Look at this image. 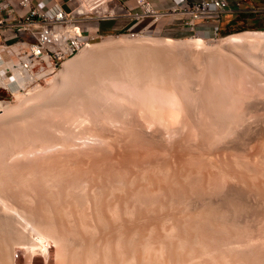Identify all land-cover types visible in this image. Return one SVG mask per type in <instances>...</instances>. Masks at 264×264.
Masks as SVG:
<instances>
[{"label":"rangeland","instance_id":"374dc122","mask_svg":"<svg viewBox=\"0 0 264 264\" xmlns=\"http://www.w3.org/2000/svg\"><path fill=\"white\" fill-rule=\"evenodd\" d=\"M75 4L76 2L74 3V5ZM93 13V10L88 12V14ZM97 14L102 15L103 12L99 11L97 12ZM117 14H120V11H117L116 15ZM92 20L93 19H86L85 21L80 22V28H82L84 32H88V34H91L92 38H88L87 44L81 47L78 51L63 59L61 63L54 69V71H52L48 75L41 78L37 77L32 81H25L22 85L17 80H15L9 72H2V76L5 80H7L8 84L7 86L0 85V103H2V105H0V214L2 212L3 215L6 214V216H3L1 214L2 216L0 217H4L7 220L6 222H8V224H6L7 226H10L11 233H13L14 229V232L16 231L15 236H17V233H20V236H18V239H16L14 238V233L11 235L9 231H7V233L4 229V231H1L0 233V237L2 236L0 240H2L3 238H6V240L9 239L8 241L11 249L10 251L13 254L12 263L59 264V261H57L58 258L54 253L55 249L53 245H50L48 256L44 258L39 254L29 256V250L27 249V247H31V244H26L31 241L36 244L37 240L31 233L36 232L34 227L38 226L39 221L37 220H41L45 209L48 208L46 210L47 212L51 210L50 207H52L53 205L51 203V206L49 202H53L56 200L58 202L60 199V202H63L64 204V200L67 198L68 200L66 199L65 203H67V201H70V203H74L73 198L75 196L77 198L84 197L85 200L91 198V196L95 194L100 199V201L98 199V203L100 204V206L103 205L102 208H104L105 201L109 200H115L114 202H117L118 207H121L124 205V202L129 200L128 198H126V195L128 196L129 194L127 192L129 191L131 193L133 192V190L136 191V189L132 188L138 186L137 183H133L136 181H132V185L131 183H129V181L127 184H125V182H127L126 180L129 178V180H131L133 175L135 176L137 173H140L144 169V167L146 170L149 169L147 171H150L153 165L161 169V172L163 173H161L162 177H165V180L162 179L163 182L161 180V182L155 184L156 182L150 181L151 177L153 176L152 172H150L147 175V177H149L150 183L147 182L148 184L146 183V186L143 187L144 193H146L145 195L149 197L151 196V194L149 195V193H153L154 191V196H157L156 198L154 197V202H152L154 204L156 203L155 205L152 204L154 209L156 208L157 210L155 213H157L159 217L161 215L163 217H165V215H172L170 216L171 221H169L168 224L173 223L172 225L175 226L176 224L182 223L183 226L186 225L184 227V229H187L186 232H183L184 229L178 230V228L182 226L181 224H179L180 226L176 225L177 227H179H176L174 232V235L175 233L177 234L179 232L177 235H173L172 239L170 238L171 240H168L167 238L163 239L162 234H159L162 232L160 231V228L158 226L159 222H157L158 224H155L156 221H151V218L153 217L149 216L150 214H146V218L150 220L149 222H151L148 223V220L139 213V209L141 210L144 209L145 206L147 207V203L144 204L141 202H137L138 205L137 203L135 204V206L133 207L135 208L134 212H132V216L129 218H126L125 214L121 213L122 207H119L118 210L120 211L117 212H120V214L122 215L120 216L119 214H117V217H120L115 222L119 224L120 221L124 219L123 223L127 222L124 223L127 225L131 219V226L135 227L133 229L139 228V230L136 229L137 231L134 230L135 232H133L135 233V237L133 236V239L136 243L143 240L140 237H145V231L146 235L148 234V230H146L147 228L142 227L145 222L143 220H146L147 225L155 224V227H153V230H151V232L149 233L152 234L148 235L149 239L152 240L150 242L155 245L160 241V239L163 240L162 244L168 243L164 245L165 247H163V249H165V251L167 250L168 252H165L164 250L162 252L167 257L163 254L162 259L164 261L161 259L162 262H165V264H168V262L166 261H169L168 259L172 257L170 256L169 252L174 251L173 248H175L174 245H176L174 242L176 240L180 242L184 241L185 243L183 244V252H181V249L179 250L182 253H179V255L181 254L183 256H180V260L181 258L183 259L180 262L179 256L177 255L179 260V262H177L176 257L177 263H185L187 259L186 254H188L189 251H191V254H193L191 255V257L193 256L195 264H197L198 261V264L208 263L209 260H206L207 257H204L202 253L199 254V250L197 248L198 245H196L195 247L193 246L194 249L191 248L189 242L191 241V239L189 238V234L194 235L192 236V239L196 237L198 243L201 242L206 243V245L208 244V248L210 247L209 249L213 250V252L211 253L213 258L214 256L216 258L220 257L219 254L223 253L224 249L221 250L222 247L218 245V240H216V237L215 239H213V234L209 233V231L212 232V229H209V231L207 229V227L210 226V224L208 225V223H210L212 220L210 219V221L207 222V220L205 219V222H207L205 223L201 221L203 220V217L199 215L200 217L198 216L196 219V223L199 224L198 227L197 224L193 221V214L198 213V211L201 212L205 205L207 207L212 206V208L217 204L221 205L223 203L224 205H226V208L224 206L225 209L222 205V208L219 206L216 207L217 209L219 208V211L227 210V213L229 215L234 216L228 218V221L231 219V222H225L228 223L227 225L224 224V226H227H225L226 228L231 227V230H229V234L232 232L234 233L238 229L236 225L232 227L233 223L237 224L239 222L238 224H241V227H244L246 225L247 228L244 227V230L242 228L243 232L246 231L245 234L250 235L253 232V234H255L254 236H256L257 234H260V236L264 235V233H262L264 232V156H262L264 155V43L254 42L246 43L240 46H233L228 44L225 45L223 44V42H221L223 37L230 34L240 31H254L257 29L250 27L251 23H246L243 27H232L231 29L226 30L224 33L217 32L216 34H210L203 32H194L189 29L183 28L180 26V19H168L167 23L164 24L165 18H159L156 20L159 21L156 27L155 25H153L151 28H142L139 26L132 27L131 30L135 34L129 35L126 33V25L117 29H106L101 31H92V29H86V26H90L93 23ZM262 23L264 24V21H262L261 24ZM163 24L169 26L170 29H165L164 26L161 27V25ZM84 37L85 36H83L82 38ZM119 38L125 40L127 39L128 42L130 41L135 43V41H137L136 44H138V46H143V43H141L139 40H143L145 42V46L147 45V43L148 45H150L152 43L151 41L155 40L164 42L165 40H167V38L172 39V41L174 40L175 42H180L181 40H187L190 38H201L204 41L201 45L195 47H186L185 50L179 55H176L170 50H167L168 52H170L165 57L164 61L165 64L168 63L167 65H165L164 62L162 65L161 61V64H159L158 62L157 65L156 63H154V65L149 64L150 66L152 65L151 68L148 64L145 66H140L136 68V70H144L142 74V70L134 73L136 76L140 74L136 80L128 78L130 76L124 74L123 70L121 71V69H123V66L121 65L123 64L118 66L117 63L116 66L118 68H116L115 66L116 70L115 68H113L114 66L112 64H109L111 65V72L112 69L114 70L113 72H115L113 74V78H110L112 77L111 72L105 74L103 73V71H98L97 74L94 75V78H97L98 81L100 80L103 83L104 87L107 86L108 88L110 83H115V81L119 82H117L118 92L116 91V88H114L115 93L113 92V96H116V98H113L116 100L112 98V101H114L113 103L111 99L110 101L106 102H102L100 100L101 95L104 93V87L102 89L103 91L99 89L97 90L100 91V94H98L99 92H97L98 95H96V90L92 92L90 88V91H88L90 94L86 93L85 95V92L87 91H85L84 89V92L81 91L82 89L76 90L75 86L73 85V88H71L72 86L70 87L69 85L70 88L68 87L67 89L66 85L62 84L64 82L60 77H54L60 70L63 69L67 60L77 57L79 56V54L85 53V51L90 50L92 47L93 48L90 51L92 52V57H102V52L108 50L109 47V50H115L116 47H118L116 48L118 51L123 50L121 49L123 47H121V45H119V42H117ZM163 39L164 41H162ZM11 41H13V39H11ZM114 41H116L118 44ZM113 42L116 44H114ZM8 43L11 45L12 42L10 43L9 40ZM105 43H110V46L106 47ZM1 44L3 43L0 40V45ZM111 46L113 47L111 48ZM88 47H90V49ZM15 50V46L5 47L3 49L0 48V69L1 67H3L5 61H12V63H14L13 61H15L16 58L13 51ZM134 52L136 54H133ZM131 53L137 57L143 56V54L147 55L148 53L154 54L152 53V51H144L143 53L141 51L135 50H133ZM252 54H254L255 56ZM251 55L252 57H250ZM97 57H93L95 58L94 62H92L93 58L90 59V61L94 63H89L91 66H101L106 64L104 63L106 60L105 58L103 60L102 57V59L99 60V57ZM149 57H151V55H149L148 58ZM149 59L151 60L152 58ZM166 59L168 60V62L166 61ZM101 61L104 64L98 63ZM155 65L158 67H153ZM146 66L148 68H146ZM146 69L147 73L149 72V74L144 73L146 72ZM151 69H153L155 72L153 70L150 71ZM117 71L118 73H116ZM159 72L162 76L156 75H160ZM15 74H18L17 71L15 72ZM144 74L146 76H144ZM141 77L144 79H142ZM170 77L172 80L169 79ZM129 79H131V81ZM165 80L166 82L163 83ZM124 83L127 86H125ZM132 83H134L133 85L135 86H133ZM129 84L132 87H130ZM61 86L63 88H66V92L64 89H62ZM72 89H75L76 91L72 92ZM57 91H59V93H57ZM67 92L69 94H67ZM91 93L93 95H91ZM115 94H117L118 96ZM57 99L62 101L58 102ZM72 102H75L76 104L78 103L77 105L74 104L75 106H77L75 107L76 109H74V106L71 107V105H68ZM93 102H96V104H94ZM80 103L84 104H81V110L77 111ZM110 103L112 106L110 105ZM170 111L174 112L171 116L175 114V117H173V119L171 118V116L168 118V115H165ZM123 114H125L126 116ZM244 136L247 138H245ZM242 137L244 138V140L242 139L243 141L240 140ZM238 139L240 142L236 141ZM245 140L246 142H244ZM246 159L249 161H247ZM139 168H141L142 170ZM52 174H54L55 176ZM113 177L116 181L113 179ZM174 180L175 183H177V186L175 184L173 186ZM189 180L191 182H189ZM145 182L146 181H144L143 184H145ZM72 184H75V186ZM128 184L131 186H129ZM127 185L130 188L127 187ZM159 185L160 187L162 186V188H160ZM167 185H169L168 187L171 189H169ZM111 186L119 188L120 193L123 192V196H125L126 201L122 199L123 196L120 197V199L117 197L115 199L114 196L117 195L114 194L119 193L118 189H116L118 193L114 191L115 193H113V196L111 195L109 198L107 192H109ZM172 186L174 187L173 189ZM108 187L109 189L107 191ZM146 189L148 190V192ZM66 190H68L67 193L65 192L66 194H68V196H66L65 199L63 197L64 200L62 198H59V196L61 197L65 195L64 191ZM233 190L234 192H232ZM256 190L258 191L257 193ZM124 191H126V193ZM68 192H73L72 194H74V196L71 193L69 195ZM105 192L107 195L104 194ZM260 192L263 196L258 195L261 194ZM62 193H64V195H62ZM91 193L93 194L91 195ZM100 193L101 195H105L106 197H108V199L105 196L104 197L106 198V200L103 199L104 197L101 196ZM120 193L118 194V197L122 194ZM141 193L144 194L143 192ZM77 195L81 197H78ZM233 196L236 199L237 197H239L240 200L238 198V202L234 201L235 198ZM69 197H71L73 201L71 200V198L69 200ZM117 199H119L120 201H117ZM218 199H222L223 202L221 201L222 203L220 204V200L217 201ZM111 201H109L110 204ZM225 201L231 204L228 203L227 206ZM45 202H47V204ZM109 202H107L105 205L109 204ZM130 202L131 203L128 204L126 203L128 207L134 204L132 200ZM160 202L163 203L165 207ZM233 202L238 203V205H232ZM44 203L46 204V206ZM182 204L184 206H182ZM48 205H50V207ZM160 205L162 206L159 207ZM187 207L189 210H187ZM228 207H230L229 209L231 210H229ZM13 209L14 211H12ZM15 210L17 212H15ZM18 210L22 211V214H20L21 212H19ZM38 210H40V212L42 211L43 213H39ZM7 211L8 213H6ZM187 214H190V217ZM14 215L17 216L15 217ZM38 215H40L41 217H37ZM122 216L123 218L121 219ZM198 218H200L201 220H199ZM30 219L32 221L34 220V223L30 221ZM127 219H129V221H126ZM22 220L27 222H21ZM88 220L89 219H87L85 222L89 223L92 221L89 220L88 222ZM198 220L199 222H201L199 223ZM236 220L238 222H236ZM191 222L195 223L196 226ZM204 223L208 226H206ZM194 226L198 230L195 229ZM188 227H194L193 229L195 230H191ZM210 227H212V224ZM241 227L239 228L240 230ZM155 228L159 231H157ZM226 228L224 229L225 231L229 229L228 228L226 230ZM234 228H236L235 231ZM97 230L98 235H100L101 233L99 234V229ZM188 230H190L191 232L193 231V233ZM237 231V233L235 232V235H238L239 230ZM21 233L24 235H22ZM239 234L241 235V233ZM158 235H161V237H159ZM11 236L13 237L11 238ZM22 236L26 238V242L24 241V239H22ZM96 236H94V240H96ZM202 236H207L208 242H206V240H204L205 238H203ZM19 237H21L22 241L19 240ZM32 237H34L33 240ZM29 238H31V240H29ZM124 238V236H122V238L120 237V241L122 239V242L119 241V244H122L120 245L121 247L124 245ZM13 239H15V241H13ZM16 240L19 241L17 242ZM167 240L170 242L174 241L172 247V242H167ZM213 240L214 242L215 240L217 241L216 245L214 246L213 244L209 243ZM177 241L176 243H178ZM186 243H189V245H187ZM37 244L36 246L39 247ZM138 244L139 243L135 245L134 243L133 245L137 246ZM169 244L170 246H167ZM170 248H172V250ZM195 249L197 250V253L199 255L195 252ZM218 249L219 252L221 251L222 253H219L217 251ZM122 250L125 251L124 246ZM192 250L194 252H192ZM123 253L126 254L127 252ZM174 253L175 251L172 253V255ZM183 254L185 255V257ZM240 254L236 256V253L234 254L228 252V256L226 257H228V261L230 257L229 263L231 262V260L233 261L231 263H235V260L236 262H239L238 260H240V262L243 261L242 264H249L250 261H248V259H245L248 257ZM201 255L204 258H200L199 256ZM174 256L176 255H173V257ZM173 259L170 260V263L176 264L175 260ZM152 260L153 259H151V261ZM152 262L151 264H161V261H158L157 263ZM96 263L99 264L100 261L98 260L96 261ZM148 263H150V261Z\"/></svg>","mask_w":264,"mask_h":264},{"label":"bare ground","instance_id":"6f19581e","mask_svg":"<svg viewBox=\"0 0 264 264\" xmlns=\"http://www.w3.org/2000/svg\"><path fill=\"white\" fill-rule=\"evenodd\" d=\"M123 38V37H122ZM108 40V39H107ZM115 40V39H114ZM111 41V40H110ZM134 41V40H133ZM141 43H143V46L141 45V46H138V44H136L137 43V41H135V43L134 42H128V40L126 39H118L117 40V42H119V45H121V47H123V48H121V49H123V50H121V51H118L116 48H118V47H116L115 48V50H113V49H111V50H109L110 49V43H105V46L106 47H109L108 48V50H105V52H102V57H103V60H104V58L106 59L105 60V62L104 63H106L105 65H101V66H91L89 63H91V64H94V63H92V62H94L95 61V58H93V57H97V56H93L92 57V52H90L91 51V49L93 48H91L90 49V47H91V45H90V47H88L90 50H87V51H85V53H83V54H79V56H77V57H74V58H72V59H70V60H67L66 62H65V65H64V67H63V69L62 70H60L57 74H56V76H54V77H60L62 80H63V82L64 83H62V84H65L66 85V88L68 89V87H69V85H70V87L73 85V86H75V88H76V90H79V89H82L81 91H83V89L85 90V91H87V92H85V95H86V93H89L88 91H90L89 90V88L92 90V92L94 91V90H96V95H98V94H100V91H97L98 89L99 90H101V91H103L102 89H103V87H104V85H103V83L99 80L98 81V79L97 78H94V75H96L97 74V72L99 71V72H101V71H103V73H107L108 74V72H111V65H109V64H112L114 67L113 68H115V66L117 65V63H118V66L119 65H121V64H123V65H121V66H123V69H121V71L123 70V72H124V74H126V75H128V76H130V77H128V78H132V80H136L138 77H139V75L138 76H136L134 73H136L137 71H140V70H142V72H141V74L143 73V70L144 69H139V70H136V68H138V67H140V66H145V65H149V64H152V65H154V63H156V65L159 63V64H161V61H162V65H163V62L165 61V57L170 53V52H168L167 50H170L171 52H173L174 54H176V55H179L180 53H182L184 50H185V48L186 47H189V46H191V47H195V46H198V45H201L202 43H203V41L204 40H202L201 38H193V39H187V40H181L180 42H175L174 40L172 41V39H169V38H167V40H165L164 41V39L162 40V41H164V42H159V41H151L152 43L150 44V45H148V43H147V45L145 46L144 45V41L143 40H139ZM143 41V42H142ZM146 41V40H145ZM107 42V41H106ZM109 42V41H108ZM114 42H116V41H114ZM113 42V43H114ZM116 42V43H117ZM149 42V41H148ZM175 42V43H174ZM221 42H223V44H228V45H233V46H237V45H243V44H246V43H254V42H261V43H264V31L263 30H254V31H240V32H237V33H233V34H230V35H228V36H225V37H223V39H222V41ZM102 43H104V42H102ZM116 43H114V44H116ZM139 43V42H138ZM111 44H112V42H111ZM118 44V43H117ZM161 45V46H160ZM88 46H89V44H88ZM96 46V45H95ZM116 46V45H115ZM113 46H111V48H112ZM200 47H202V46H200ZM0 48H2L3 49V47H1L0 46ZM87 48V49H88ZM101 48V47H100ZM99 48V49H100ZM133 48H135V49H133ZM252 48V47H251ZM189 49V48H188ZM85 50V49H84ZM94 50H95V48H94ZM98 50V49H97ZM133 50H135V51H141V52H143L144 53V51H152V53H154V54H151V53H148L149 55H151V57H149V58H152L151 60L148 58V54L147 55H144L143 54V56H134L133 54H136L135 52L132 54L131 52L133 51ZM144 50V51H143ZM187 50V49H186ZM192 50V49H191ZM252 50V49H251ZM99 51V50H98ZM188 51H190V50H188ZM84 52V51H83ZM101 52V51H100ZM99 52V53H100ZM2 53V52H1ZM81 53V52H80ZM249 53H251V52H249ZM248 54V53H247ZM1 55V54H0ZM3 55V54H2ZM97 55V54H96ZM100 55V54H99ZM176 55H175V57H176ZM252 55H254V54H252ZM252 55L250 56V57H252ZM182 56H183V54H182ZM255 56V55H254ZM99 57V56H98ZM97 57V58H98ZM101 57V56H100ZM99 57V60H101L102 59V57L100 58ZM169 57V56H168ZM173 57V56H172ZM181 57V56H180ZM91 58H93L92 59V62L90 61V59ZM181 59V58H180ZM96 60H98V59H96ZM178 60H179V58H178ZM182 60V59H181ZM90 61V62H89ZM166 61L168 62V60L166 59ZM173 61V60H172ZM158 62V63H157ZM166 62V63H167ZM177 62V61H176ZM183 62V61H182ZM98 63H102V61L101 62H98ZM104 63H102V64H104ZM164 64H165V62H164ZM168 64V63H167ZM167 64H165V65H167ZM151 65V66H152ZM153 66V67H158V66ZM120 66V67H121ZM151 66L149 65V67L151 68ZM161 66V65H160ZM152 67V68H153ZM163 67V66H162ZM165 67H167V66H165ZM185 67V66H184ZM116 68H118L117 66H116ZM116 68H115V70H116ZM144 68V67H143ZM146 68H148L147 66H146ZM161 68V67H160ZM5 69H8L9 70V72H10V74L14 77V79L15 80H17L20 84H22L23 85V83L25 82V81H28L29 80V77L27 76V75H25V74H22L16 67H14L13 66V63H12V61L11 62H6L5 61V63H4V65H3V67H1V69H0V85H3V86H7V84H8V82H7V80H5L4 79V77L2 76V72L5 70ZM180 69V68H179ZM153 69H151L150 71H152ZM175 70H176V68H175ZM17 71V73L18 74H15V72ZM114 70L112 69V72H111V75H112V77H110V78H113L114 76H113V74L115 73V72H113ZM120 71V70H119ZM154 71V70H153ZM159 71V70H158ZM162 71V70H161ZM123 72H120V73H123ZM155 72V71H154ZM169 72V71H168ZM185 72V71H184ZM116 73H118V71L116 72ZM144 73H146V74H149V72L147 73V69H146V72H144ZM165 73H167V72H165ZM164 73V74H165ZM153 74V73H152ZM159 74H160V72H159ZM167 74H169V73H167ZM157 76H162L161 74L160 75H158V74H156ZM171 75V74H170ZM170 75H168V76H170ZM178 75V74H177ZM110 76V75H109ZM144 76H146L145 74H144ZM118 77H119V75H118ZM117 77V78H118ZM174 77V76H173ZM107 78V77H106ZM117 78H116V80H117ZM142 78V77H141ZM120 79V78H119ZM142 79H144V78H142ZM160 79H161V77H160ZM164 79H166V78H164ZM170 80H172L171 79V77L169 78ZM204 79V78H203ZM54 80H56V79H54ZM53 80V81H54ZM58 80V79H57ZM103 80H105V79H103ZM123 80H124V78H123ZM122 80V81H123ZM130 81H131V79H129ZM128 80V81H129ZM114 81V80H113ZM158 81H160V80H158ZM57 82V81H56ZM109 82V81H108ZM118 82V81H117ZM116 81H115V83L114 82H112V83H110V85H109V89L107 88V86H105L104 87V93L101 95V101L102 102H106V101H110V99H111V101L114 99L113 97H115L116 98V96H113V94L115 93L114 91V88H116V91H117V85H118V83H117ZM134 82V81H133ZM145 82V81H144ZM166 82V80L163 82V83H165ZM170 82V81H169ZM172 82V81H171ZM117 83V84H116ZM141 83H143V82H141ZM52 84H54V83H52ZM125 84V83H124ZM134 83H132V85H133ZM136 84V83H135ZM171 84V83H170ZM138 85V84H137ZM158 85V84H157ZM166 85V84H165ZM20 86V85H19ZM73 86L71 87V88H73ZM124 86V85H123ZM125 86H127L126 84H125ZM129 86L130 87H132L130 84H129ZM133 86H135V85H133ZM161 86V85H160ZM62 87V86H61ZM65 87V86H64ZM69 87V88H70ZM98 87V88H97ZM140 87V86H139ZM66 88H63L62 87V89H66ZM78 88V89H77ZM88 88V89H87ZM97 88V89H96ZM107 88V89H106ZM121 88V87H120ZM185 88V87H184ZM157 89V88H156ZM63 90V91H64ZM75 89H72L71 91L73 92V91H76ZM133 90V89H132ZM68 91V90H67ZM122 91V90H121ZM130 91V90H129ZM142 91V90H141ZM61 92V91H60ZM65 92H66V90H65ZM84 92V91H83ZM97 92H99L98 94H97ZM114 92V93H113ZM118 92V91H117ZM144 92H145V90H144ZM148 92V91H147ZM57 93H59V91H57ZM56 93V94H57ZM61 94V93H60ZM60 94H58V95H60ZM67 94H69L68 92H67ZM84 94V93H83ZM90 94V93H89ZM91 95H93L92 93H91ZM115 95H117V94H115ZM87 96H88V94H87ZM118 96V95H117ZM176 96V95H175ZM58 97H61V96H58ZM84 97H86V96H84ZM178 97V96H177ZM94 98H95V94H94ZM99 98V97H98ZM113 98V99H112ZM119 98V97H118ZM62 99V98H61ZM143 99V98H142ZM149 99V98H148ZM188 99V98H187ZM54 100V99H53ZM58 100V99H57ZM114 100H116V99H114ZM259 100V99H258ZM55 101V100H54ZM60 101H62V100H58V102H60ZM158 101V100H157ZM81 102V101H80ZM114 101H112V103H113ZM126 102V101H125ZM254 102V101H253ZM94 104H96V102H93ZM133 103V102H132ZM250 103H251V101H250ZM39 104V103H38ZM77 105L75 102L73 103H69L68 105L70 106L71 105V107L72 106H74V109H76L75 107H77V106H75V105ZM81 104H84V103H80V105H79V107H78V109H77V111L79 110H81L80 109V106H81ZM108 104V103H107ZM121 104V103H120ZM0 105H2V103H0ZM92 105V104H91ZM110 105H111V103H110ZM57 106V105H56ZM112 106V105H111ZM201 106V105H200ZM55 107V106H54ZM58 107V106H57ZM93 107V106H92ZM97 107V106H96ZM125 107V106H124ZM68 108H70V107H68ZM94 108V107H93ZM116 108V107H115ZM138 108V107H137ZM37 109V108H36ZM49 109V108H48ZM57 109V108H56ZM99 109V108H98ZM102 109V108H101ZM82 110H84V109H82ZM124 110V109H123ZM125 110H126V108H125ZM196 110V109H195ZM66 111H68V110H66ZM76 111V110H75ZM63 112V111H62ZM72 112V111H71ZM98 112V111H97ZM122 112H124V111H122ZM171 112V111H170ZM170 112H167V114H165V115H168L167 117L169 118L174 112H171V114H170ZM66 113V112H65ZM81 113V112H80ZM220 113V112H219ZM130 114V113H129ZM230 114H232V113H230ZM93 115V114H92ZM114 115H115V113H114ZM123 115H125V114H123ZM175 115V114H174ZM171 116V118L173 119V117H175V116ZM72 116V115H71ZM77 116H78V114H77ZM81 116H83V115H81ZM97 116V115H96ZM119 116V115H118ZM126 116V115H125ZM235 116V115H234ZM103 117V116H102ZM101 117V118H102ZM165 117V116H164ZM73 118H75V117H73ZM130 118V117H129ZM156 118V117H155ZM177 118V117H176ZM214 118V117H213ZM260 118V117H259ZM91 119H93V118H91ZM75 121V120H74ZM126 121V120H125ZM169 122V121H168ZM126 123H128V122H126ZM207 124V123H206ZM217 125V124H216ZM72 126V125H71ZM239 126V125H238ZM217 127V126H216ZM110 129V128H109ZM236 129V128H235ZM61 132V131H60ZM239 133V132H238ZM66 134V133H65ZM104 134V133H103ZM254 135V134H253ZM125 136V135H124ZM155 136V135H154ZM138 137V136H137ZM245 137V136H244ZM147 138V137H146ZM245 138H247V137H245ZM244 140V138L242 137L240 140ZM242 140V141H243ZM260 140V139H259ZM204 141V140H203ZM236 141H239V139L238 140H236ZM139 142V141H138ZM144 142V141H143ZM240 142V141H239ZM238 142V143H239ZM244 142H246V140L244 141ZM243 142V143H244ZM232 143V142H231ZM235 143V142H234ZM233 143V144H234ZM237 143V142H236ZM228 144V143H227ZM235 145V144H234ZM238 145V144H237ZM263 145H264V143H263ZM239 146H241V145H239ZM260 146V145H259ZM238 147V146H237ZM264 150V149H263ZM214 151V150H213ZM246 152V151H245ZM241 154V153H240ZM156 155V154H155ZM207 156V155H206ZM262 156H264V155H262ZM168 157V156H167ZM209 157V156H208ZM253 158V157H252ZM209 159V158H208ZM243 159V158H242ZM257 159V158H256ZM259 159V158H258ZM151 160V159H150ZM203 160V159H202ZM247 160V159H246ZM238 161V160H237ZM247 161H249V160H247ZM260 161V160H259ZM207 162V161H206ZM215 162V161H214ZM254 162V161H253ZM150 164V163H149ZM152 164V163H151ZM212 164V163H211ZM236 164V163H235ZM145 165V164H144ZM161 165V164H160ZM208 165V164H207ZM214 165V164H213ZM232 165V164H231ZM48 166V165H47ZM150 166V165H149ZM148 166V167H149ZM175 166V165H174ZM219 166V165H218ZM65 167V166H64ZM144 167V166H143ZM143 167H141V168H143ZM194 167V166H193ZM141 168H139V169H141ZM147 168V167H146ZM152 168V169H151ZM150 169V171H147V170H149V169H145V167H144V169L140 172V173H137V172H139V171H137L136 173V175L134 176L133 175V177L131 178V180H129V179H127L126 181L127 182H125V184H127L128 183V181H129V183H131V185L133 184V183H137V185L138 186H136V187H134V188H132V189H136V191L135 190H133V192H127V193H129L128 194V196L126 195V198H128L127 200L128 201H126L125 200V196H123V192H121L120 193V190H119V188H117V187H114V186H111L110 187V189H109V187L107 188V191H108V189H109V192H107L108 193V197L110 198V196L112 195L113 196V193H115V192H117L118 193V191H119V193L121 194V195H119V197H118V194H114V195H117V196H114L115 197V199H116V197L117 198H119L120 199V197H122V199H124V201H126V202H124L123 204V206H121L122 207V211H121V213H123V214H125V216H126V218H129V217H131L132 216V212H134V209L135 208H133L134 206H135V204L138 202V203H144V204H146L147 205V207L145 206L144 207V209H139V213L140 214H142L144 217H145V219H147L146 218V214L148 215V214H150L149 216H152L153 218H151L152 220L151 221H156L155 222V224H158L157 222H159V224H158V226H159V228H160V231H162L161 233H159V234H162V237H163V239H165V238H167L168 240H171L172 239V237H173V235H174V232H175V229H176V225H179V224H181L182 225V223H179V224H176L175 226L174 225H172V224H168V222L169 221H171L170 220V216H172V215H165V217H163L162 215L159 217V215H157V213H155L157 210H156V208L154 209V207H153V205L152 204H154V203H152V202H154V197L156 198L157 196H154V191H153V193H149V195L151 194V196H146L145 194L146 193H144V190H143V187L144 186H146V183L148 182V183H150V181H152V182H156L155 184H158L159 182H161V180L163 179V180H165V177L163 178L162 177V172H161V169L159 168V167H157V166H152ZM240 168V167H239ZM76 169V168H75ZM63 170V169H62ZM123 170V169H122ZM26 171V170H25ZM32 171V170H31ZM38 171V170H37ZM80 171V170H79ZM101 171V170H100ZM119 171V170H118ZM243 171V170H242ZM10 172V171H9ZM115 172V171H114ZM128 172V171H127ZM150 172H152V177H151V179H150V181H149V177H147V175L150 173ZM175 172V171H174ZM200 172V171H199ZM162 173V174H161ZM166 173H167V171H166ZM168 173H169V170H168ZM187 173V172H186ZM57 174V173H56ZM58 174H59V172H58ZM63 174V173H62ZM122 174V173H121ZM126 174V173H125ZM128 174V173H127ZM135 174V173H134ZM188 174V173H187ZM199 174V173H198ZM52 175H54V174H52ZM64 175V174H63ZM66 175V174H65ZM76 175V174H75ZM175 175V174H174ZM190 175V174H189ZM213 175V174H212ZM55 176V175H54ZM62 176V175H61ZM111 176V175H110ZM116 176H117V172H116ZM183 176V175H182ZM187 176V175H186ZM186 176H185V178H186ZM228 176V175H227ZM237 176H239V175H237ZM260 176V175H259ZM43 177V176H42ZM41 177V178H42ZM51 177V176H50ZM60 177V176H59ZM69 177H71V176H69ZM73 177H75V176H73ZM85 177V176H84ZM188 177V176H187ZM216 177V176H215ZM258 177V176H257ZM261 177V176H260ZM259 177V178H260ZM28 178V177H27ZM120 178V177H119ZM124 178V177H123ZM178 178V177H177ZM31 179H33V178H31ZM39 179V178H38ZM53 179V178H52ZM60 179V178H59ZM63 179V178H62ZM110 179V178H109ZM113 179H114V177H113ZM156 181H155V180ZM167 179V178H166ZM172 179V178H171ZM175 179V178H174ZM190 179V178H189ZM223 179V178H222ZM235 179H237V178H235ZM243 179V178H242ZM72 180V179H71ZM115 180V179H114ZM163 180H162V182H163ZM177 180V179H176ZM257 180V179H256ZM50 181V180H49ZM65 181V180H64ZM63 181V182H64ZM88 181V180H87ZM116 181V180H115ZM121 181V180H120ZM132 181H136V182H133L132 183ZM144 181H146L145 182V184H143V182ZM185 181V180H184ZM263 181V180H262ZM151 182V183H152ZM189 182H191L190 180H189ZM250 182V181H249ZM50 183V182H49ZM79 183V182H78ZM112 183H113V181H112ZM120 183V182H119ZM147 183V184H148ZM173 183V182H172ZM202 183V182H201ZM245 183V182H244ZM255 183V182H254ZM43 184V183H42ZM59 184V183H58ZM62 184V183H61ZM67 184V183H66ZM76 184V183H75ZM75 184H72V185H74L75 186ZM110 184V183H109ZM153 184V183H152ZM151 184V185H152ZM162 184H164V183H162ZM174 184L176 185L177 183H175V180H174V183H173V186H174ZM257 184V183H256ZM78 185V184H77ZM111 185V184H110ZM116 185H117V182H116ZM129 185V184H128ZM127 185V187H129V186H131V185H129L128 186ZM150 185V186H151ZM253 185V184H252ZM261 185H262V183H261ZM260 185V186H261ZM123 186V185H122ZM126 186V185H125ZM165 186V185H164ZM169 185H167V187H168ZM171 186V185H170ZM172 186V189L174 188ZM177 186V185H176ZM248 186V185H247ZM259 186V185H258ZM120 187V186H119ZM159 187H160V185H159ZM158 187V188H159ZM166 187V186H165ZM254 187V186H253ZM252 187V188H253ZM54 188V187H53ZM67 188V187H66ZM75 188V187H74ZM121 188V187H120ZM130 188V187H129ZM137 188H138V190H140V191H138L137 190ZM160 188H162V186L160 187ZM169 188V187H168ZM167 188V189H168ZM177 188V187H176ZM247 188H249V187H247ZM255 188V187H254ZM261 188V187H260ZM262 188H263V186H262ZM83 189V188H82ZM96 189V188H95ZM116 189H118V191H116ZM142 189V190H141ZM169 189H171V188H169ZM238 189V188H237ZM256 189H257V187H256ZM264 189V188H263ZM65 190V189H64ZM77 190V189H76ZM125 190H128V189H125ZM147 190V189H146ZM194 190V189H193ZM220 190V189H219ZM253 190V189H252ZM259 190V189H258ZM67 191L68 190H66V191H64V193L66 192L67 193ZM69 191H71V190H69ZM74 191V190H73ZM82 191V190H81ZM106 191V190H105ZM115 191V192H114ZM151 191V190H150ZM157 191H159V190H157ZM156 191V192H157ZM195 191V190H194ZM251 191V190H250ZM260 191V190H259ZM92 192V191H91ZM95 192V191H94ZM125 193H126V191H124ZM141 192H143L144 194H142ZM147 192H148V190H147ZM166 192V191H165ZM170 192H172V191H170ZM228 192H230V191H228ZM232 192H234V190L232 191ZM231 192V193H232ZM248 192V191H247ZM254 192V191H253ZM258 191L256 190V193H257ZM64 193H62V195H64ZM65 193V195L64 196H59V198H62L63 199V197H64V199L66 198V196H68V194H66ZM69 193V192H68ZM71 193V192H70ZM70 193H69V195H70ZM73 193V192H72ZM71 193V194H72ZM77 193V192H76ZM85 193H86V191H85ZM125 193H124V195H125ZM158 193V192H157ZM183 193V192H182ZM216 193V192H215ZM237 193V192H236ZM240 193V192H239ZM261 193V192H260ZM49 194V193H48ZM93 193H91V195H92ZM103 194V193H102ZM105 195H107L106 194V192L104 193ZM263 194H264V191H263ZM73 196H74V194H72ZM71 195V196H72ZM83 195V194H82ZM98 195H99V193H98ZM100 195H101V193H100ZM104 195V196H105ZM182 195V194H181ZM225 195V194H224ZM232 195V194H231ZM259 196H261L262 195V193L261 194H258ZM18 196V195H17ZM24 196V195H23ZM35 196V195H34ZM47 196V195H46ZM45 196V197H46ZM72 196V197H73ZM78 196V195H77ZM101 196H103V195H101ZM103 196V197H104ZM167 196V195H166ZM203 196V195H202ZM213 196V195H212ZM223 196V195H222ZM234 196H235V193H234ZM233 196V197H234ZM237 196H239V195H237ZM263 196V195H262ZM78 197H81V196H78ZM106 197V196H105ZM103 198V199H105L106 200V198L108 199V197H106V198ZM146 197V198H145ZM191 197V196H190ZM249 197V196H248ZM25 198V197H24ZM57 198V197H56ZM70 198L71 197H69V200H70ZM75 198V199H74ZM73 198V200H74V203L72 204V203H70V201H67V203H65L66 201V199L64 200V204H63V202H60V199H59V201L57 202V200L56 201H53V202H49L50 203V205H51V203H52V207H50V205H48L50 208H51V210H49L48 212L46 211L47 209H45V211H44V213H43V216L41 217L40 215H38L37 217H41V220H37V221H39L38 222V226H35L34 227V229L36 230V232L35 233H31L32 235H34L35 236V238H36V240H37V242H38V244H37V242H36V244L39 246V247H37L36 246V244H34L33 243V241H31V242H28V243H26L27 245L29 244H31V247L29 246V247H27V249L29 250L28 251V255L29 256H33V255H35V254H39V255H42V257H44V258H46L47 256H48V251H49V247H50V245H53L54 246V249H55V251H54V253L56 254V257L58 258V260L57 261H59V264H95L96 263V261H100V263L99 264H147L149 261H150V263H148V264H151V262L152 261H154V262H158V261H161L160 263L161 264H165V262H162V256H163V254L164 253H162L163 252V250L165 251V249H163V247H165L164 245L165 244H168V243H164V244H162V241L163 240H161L160 239V241L155 245V244H153L152 242H150V241H152V240H150L149 239V235H151V234H149L150 232H151V230H153V227H155L154 225L155 224H149V225H147V222H146V220H143V221H145L144 222V224H143V226L142 227H146L147 229L146 230H148L147 232H148V234L146 235V231H145V237H140V238H142L143 240L142 241H140V242H137V243H139L137 246H135L137 243L134 241V239H133V236H134V234L135 233H133V232H135V231H137V230H139V228H136V229H133V228H135V227H132L131 226V223H132V221H131V219H130V222L126 225V224H124V223H127V222H124L123 223V220L124 219H122L123 218V216L121 217V219H119V220H121L120 221V223L118 224V223H116L115 221H117L118 220V218L122 215V214H120V212L118 213L117 211H120V210H118V208L120 207H118V204H117V202H114L113 200V204H112V201L111 200H109V201H111V204H110V202L109 201H105V204L107 203V202H109V204H107V205H105L104 204V208H102L103 207V205L102 206H100V204L98 203V197L94 194V195H92L91 196V198H89V199H85L84 200V197H81V198H77L76 196ZM77 198V199H76ZM86 198V197H85ZM170 198V197H169ZM178 198V197H177ZM182 198V197H181ZM184 198V197H183ZM220 198V197H219ZM235 198V197H234ZM233 198V199H234ZM239 197H237V199H238ZM23 199V198H22ZM27 199V198H26ZM47 199V198H46ZM55 199V198H54ZM103 199H101V200H103ZM113 199V198H112ZM119 199H117V201H120ZM121 199V200H122ZM158 199H160V198H158ZM175 199V198H174ZM188 199V198H187ZM210 199V198H209ZM224 199V198H223ZM232 199V200H233ZM237 199L235 198V200L234 201H236V202H238L237 201ZM53 200V199H52ZM68 200V199H67ZM71 200H72V198H71ZM72 200V201H73ZM132 200V202L134 203V204H130L131 206L130 207H128L127 206V204L128 203H131L130 201ZM169 200V199H168ZM220 200V204L223 202V200L222 199H218L217 201H219ZM225 200V199H224ZM228 200V199H227ZM226 200V201H227ZM239 200H240V198H239ZM245 200V199H244ZM261 200V199H260ZM262 200H263V198H262ZM41 201V200H40ZM47 201V200H46ZM49 201H51V200H49ZM99 201H100V199H99ZM172 201H173V199H172ZM186 201V200H185ZM205 201V200H204ZM222 201V202H221ZM225 201V202H226ZM241 201H242V199H241ZM256 201H257V199H256ZM180 202V201H179ZM199 202V201H198ZM209 202V201H208ZM260 202V201H259ZM258 202V203H259ZM263 202V201H262ZM261 202V203H262ZM46 204H47V202H45ZM44 203V204H45ZM59 203V204H58ZM70 203V204H69ZM127 203V204H126ZM138 203H137V205H138ZM161 203V202H160ZM204 203V202H203ZM203 203H201V204H203ZM214 203H215V201H214ZM229 203V202H228ZM228 203L226 202V204H227V206H228ZM46 204H45V206H46ZM62 204V205H61ZM75 204V205H74ZM156 204V203H155ZM154 204V205H155ZM162 205H164L163 203H161ZM185 204V203H184ZM194 204V203H193ZM198 204V203H197ZM207 204V203H206ZM229 204H231V203H229ZM241 204V203H240ZM253 204V203H252ZM72 205V206H71ZM151 205H152V207H151ZM158 205H159V203H158ZM162 205H160L159 207H161ZM168 205V204H167ZM171 205V204H170ZM175 205V204H174ZM186 205V204H185ZM190 205V204H189ZM192 205V204H191ZM208 205H210V204H208ZM222 206H223V208H224V206H225V208H226V205H224L223 203L221 204ZM221 205H219V204H217V205H215V206H213V208H212V206H204V208H206V209H204L203 208V210L201 211V212H199L198 211V213H195V214H193V221L196 223V219H197V217L199 216V215H201L202 217H203V220H201L202 219V217H201V219L200 218H198L199 220H201V221H203V222H205L206 220H207V222L208 221H210V219L212 220L210 223H208V225L210 224V226H211V224H212V227H210V226H208V225H206L205 223H207V222H205L204 224L206 225V226H208L207 227V229H208V231H209V229H212V232L211 231H209V233L210 234H213V239H215V237H216V240H218V245H220L221 247H222V249L221 250H223V253L222 254H219L220 255V257H215L214 256V258L215 259H217V260H215L214 258H213V256H212V252H213V250H211V249H209L208 248V244L206 245V243H201V242H197V239H196V237H194V239H192V236H194V235H191V234H189V238L191 239V241H189L190 242V246H191V248H193L194 249V247L196 246V245H198L197 246V248H198V252H199V254L200 253H202V255H204V257H207V259L206 260H209L208 261V263H206V264H230L231 262H233L232 260H231V262L229 263V261H230V257H229V261L227 260L228 259V257H226V256H228V252L229 253H236V256L238 255V254H242L243 256H247L248 258H245V259H248V261H250V263L249 264H264V235H262V236H260V234L257 236H254L255 234H253V232H252V234H245V232L246 231H242V228H243V230H244V227H246V225L244 226V227H241V224H238L239 222L236 220V222H238L237 224L241 227V230L239 229L240 227L236 224V223H233V226L232 227H234V225H236V227L238 228L237 230H239V233H241V235L238 233V235L236 234L235 235V232L237 231L236 230V228H234V233L232 234V233H230L229 234V230H231V227L228 229V228H226L227 226V224L229 223V221L231 220H229L228 221V218L229 217H232L231 215H229L228 213H227V210H223V211H219V208L217 209V207L219 206V207H221L222 208V206ZM232 205H238V203H235V202H233L232 203ZM10 206V205H9ZM39 206V205H38ZM141 206H142V204H141ZM176 206V205H175ZM181 206V205H180ZM182 206H184L183 204H182ZM200 206V205H199ZM217 206V207H216ZM231 206V205H230ZM3 207V206H2ZM6 207V206H5ZM8 207V206H7ZM14 207V206H13ZM12 207V208H13ZM120 207V208H121ZM164 207H165V205H164ZM194 207V206H193ZM203 207V206H202ZM232 207V206H231ZM43 208V207H42ZM42 208H41V210H42ZM140 208H142V207H140ZM174 208V207H173ZM190 208V207H189ZM197 208V207H196ZM201 208V207H200ZM224 208V209H225ZM230 207H228V209H229ZM233 208V207H232ZM244 208V207H243ZM1 209V208H0ZM15 209V208H14ZM14 209L12 210V211H14ZM33 209V208H32ZM160 209V208H159ZM168 209H169V207H168ZM182 209V208H181ZM183 209H185V208H183ZM194 209V208H193ZM187 210H189L188 209V207H187ZM200 210V209H199ZM222 210V209H221ZM229 210H231V209H229ZM229 210H228V212H229ZM245 210V209H244ZM5 211V210H4ZM11 211V210H10ZM19 211V210H18ZM39 211V213H41L40 212V210H38ZM37 211V212H38ZM141 211V212H140ZM195 211V210H194ZM15 212H17L16 210H15ZM19 212H21L20 214H22V211H19ZM18 212V213H19ZM25 212V211H24ZM159 212V211H158ZM170 212V211H169ZM173 212V211H172ZM197 212V211H196ZM252 212V211H251ZM250 212V213H251ZM6 213H8V211L6 212ZM38 213V214H39ZM180 213V212H179ZM247 213V212H246ZM2 215H3V212L1 213ZM0 214V216H2ZM13 214V213H12ZM27 214V213H26ZM117 214H119L118 216L119 217H117ZM159 214H161V213H159ZM170 214V213H169ZM173 214V213H172ZM183 214H184V212H183ZM191 214V213H190ZM190 214H187V215H189V217H190ZM5 216H6V214H4ZM3 215V216H4ZM25 215V214H24ZM24 215H22V216H24ZM28 215V214H27ZM247 215V214H246ZM258 215V214H257ZM15 217L17 216V215H14ZM26 216V215H25ZM34 216H36V215H34ZM124 216V217H125ZM128 216V217H127ZM177 216V215H176ZM180 216V215H179ZM182 216V215H181ZM252 216V215H251ZM28 217V216H27ZM27 217H25V218H27ZM39 217V218H40ZM158 217V218H157ZM188 217V216H187ZM200 217V216H199ZM234 217V216H233ZM246 217V216H245ZM9 218V217H8ZM11 218H13V217H11ZM25 218H24V220H25ZM29 218V217H28ZM32 218V217H31ZM91 218V219H90ZM133 218V217H132ZM178 218H180V217H178ZM192 218H191V220H192ZM22 219V218H21ZM87 219H89V220H92L91 222H92V224H91V222H89V220H88V222L91 224H89V223H86L85 221L87 220ZM144 219V218H143ZM188 219V218H187ZM186 219V220H187ZM206 219V220H205ZM239 219H241V218H239ZM238 219V220H239ZM263 219V218H262ZM148 220V223H151V222H149L150 220L149 219H147ZM176 220V219H175ZM199 220H198V222H199ZM7 220L4 218V217H0V233H1V231L3 232L4 231V229H5V231L7 232V231H9L10 233H11V228H10V226L8 225L7 226V224H8V222H6ZM30 221H32L31 219H30ZM34 221V220H33ZM32 221V222H33ZM36 221V222H37ZM126 221H129V219H127ZM142 221V222H143ZM184 221V220H183ZM200 221V222H201ZM234 221V220H233ZM232 221V222H233ZM241 221V220H240ZM9 222H11V221H9ZM17 222V221H16ZM21 222H25V221H21ZM27 222V221H26ZM25 222V223H26ZM119 222V221H118ZM122 222V223H121ZM135 222V221H134ZM137 222V221H136ZM141 222V223H142ZM175 222H177V221H175ZM199 222V223H200ZM225 222H228V223H225ZM231 222V221H230ZM235 222V221H234ZM7 223V224H6ZM12 223H13V221H12ZM34 223V222H33ZM32 223V224H33ZM94 223V224H93ZM171 223V222H170ZM192 223V222H191ZM195 223H192V224H194L195 226H196V224ZM241 223V222H240ZM6 224V225H5ZM18 224V223H17ZM24 224V223H23ZM184 224V223H183ZM224 224H226L225 226H224ZM21 225H22V223H21ZM198 225L199 224H197V227H198ZM201 225V224H200ZM230 225H232V224H230ZM26 226V225H25ZM32 226V225H31ZM134 226V225H133ZM140 226V225H139ZM180 226V225H179ZM178 226V227H179ZM186 226V225H185ZM185 226H181L180 228H178V230H183L184 229V227ZM194 226V227H195ZM20 227V226H19ZM132 227V228H131ZM137 227V226H136ZM190 227V226H189ZM188 227V228H189ZM193 227V228H194ZM158 228V229H159ZM192 227L191 228H189V229H191V230H195V229H197L196 227H195V229H193ZM226 228V230L227 231H225L224 229ZM247 228V227H246ZM16 229V228H15ZM31 229V228H30ZM34 229H32V230H34ZM97 229H99V234L100 235H98V230ZM156 229V228H155ZM262 229V228H261ZM21 230V229H20ZM19 230V231H20ZM135 230V231H134ZM157 230V229H156ZM185 230V231H184ZM183 230V232H186V230L187 229H184ZM198 230V229H197ZM122 231H123V233H122ZM157 231H159V230H157ZM188 231H190V230H188ZM240 231H242V232H240ZM30 232V231H29ZM125 232V233H124ZM181 232V231H180ZM191 232V231H190ZM204 232V231H203ZM202 232V233H203ZM224 232H228L227 233V235H226V233H224ZM238 232V231H237ZM236 232V233H237ZM248 232V231H247ZM250 232H251V229H250ZM258 232V231H257ZM8 233V232H7ZM14 233V234H13ZM13 233H11V235L13 234L14 236L16 235V231L14 232V229H13ZM94 233H97V234H94ZM137 233V232H136ZM179 233V232H178ZM177 233V234H178ZM188 233V232H187ZM191 233H193V231L191 232ZM201 233V232H200ZM260 233V232H259ZM262 233H264V232H262ZM22 234V233H21ZM122 234H124V235H122V236H124L125 238L123 239V246H124V248H125V251H123L122 250V248H123V246L121 247L120 245H122V244H119L120 242H122V239H121V241H120V237L122 238V236L121 235ZM139 234V233H138ZM176 233H175V235H177ZM223 234H224V236H223ZM4 235V234H3ZM8 235H10V234H8ZM22 235H24V234H22ZM32 235H30V236H32ZM100 236V237H97V236ZM174 235V236H175ZM226 235V236H225ZM18 236H20V233H17V236H15L14 238H16V239H18L17 237ZM94 236H96V240H94ZM159 237H161V235H158ZM180 236V235H179ZM182 236V235H181ZM13 236H11V238H12ZM23 237V236H22ZM27 237V236H26ZM135 237V236H134ZM203 237V236H202ZM201 237V238H202ZM0 238H2V236L0 237ZM20 239V241H22V239H24V241H25V239L26 238H22L21 239V237H19ZM28 238V237H27ZM99 238V239H98ZM153 238V237H152ZM171 238V239H170ZM203 238H205L204 240H206V242H208V240H207V236L206 237H203ZM8 239V238H7ZM34 239V237H32V240ZM98 239V240H97ZM178 239H180V238H178ZM189 239V240H190ZM9 240V239H8ZM8 240H6V238H3L2 240H0V264H13L12 263V257H13V254L11 253V249H10V245H9V241ZM18 240V241H19ZM29 240H31V238H29ZM139 240V239H138ZM167 240V242H170V241H168ZM215 240V242H214V240L213 241H211V242H213V243H211V242H209L210 244H213V246L214 245H216V243H217V241ZM12 241V240H11ZM13 241H15V239H13ZM17 241V240H16ZM17 241V242H18ZM96 241H97V243H96ZM120 241V242H119ZM177 241V240H176ZM176 241L174 242L176 245H174L175 246V248H173V250L175 251V253H177V254H173V255H176V256H174L173 257V255H172V253L174 252H169L170 253V256H172V257H170V259H168L169 261H166V262H168V264L170 263V260H175V262H176V257H177V262H179V260H180V256L181 257H183L181 254V252H183V244H185L184 243V241L183 242H180V241H177L178 243H176ZM182 241V240H181ZM187 241V240H186ZM185 241V242H186ZM26 242V241H25ZM135 243V245H133L134 243ZM172 242V241H171ZM170 242V243H171ZM173 242L171 243V247L173 246L172 244H173ZM11 243V242H10ZM24 243V242H23ZM182 243V244H181ZM15 244V243H14ZM17 244V243H16ZM21 244V243H20ZM187 244V243H186ZM125 245H126V247H125ZM187 245H189V243L187 244ZM186 245V246H187ZM18 246V245H17ZM133 246V247H132ZM167 246H170V244L169 245H167ZM194 246V247H193ZM210 246H212V245H210ZM219 246V247H220ZM255 246V247H254ZM22 247V246H21ZM216 247V246H215ZM248 248V249H247ZM171 250H172V248H170ZM182 250L181 252L179 251V250ZM216 249V248H215ZM95 250V251H94ZM127 250V251H126ZM196 250V249H195ZM257 252H256V251ZM167 251V250H166ZM165 251V252H166ZM178 251V252H177ZM218 252H219V249L217 250ZM123 252H127L126 254L125 253H123ZM168 252V251H167ZM192 252H194L193 250H192ZM196 253H197V250L195 251ZM219 252V253H220ZM95 253V254H94ZM179 253H181L180 255H179ZM185 253V252H184ZM187 253V252H186ZM195 254V253H194ZM198 254V253H197ZM198 254V255H199ZM214 254V253H213ZM240 254V255H241ZM165 255V254H164ZM179 256V260H178V256ZM184 255V254H183ZM191 255H193V254H191V251H189L188 252V254H186V256H187V259H186V261H185V263L184 264H195V261H194V258H193V256L191 257ZM197 255V256H198ZM199 256L200 258L201 257H203V256ZM166 256V255H165ZM169 256V255H168ZM218 256V255H217ZM114 257H115V259H114ZM167 257V256H166ZM184 257H185V255H184ZM203 257V258H204ZM96 258H97V260H96ZM172 258V259H171ZM192 258V259H191ZM219 258V259H218ZM101 259V260H100ZM151 259H153L152 261H151ZM162 259V260H161ZM182 259L183 258H181V260H180V262L182 261ZM196 259V258H195ZM42 260V259H41ZM115 260V261H114ZM185 260V259H184ZM191 260V261H190ZM197 260V259H196ZM202 260H204V259H202ZM164 261V260H163ZM194 261V262H193ZM198 261V260H197ZM210 261H212V262H210ZM239 262H236V260H235V263H231V264H242L243 263V261H241L240 262V260H238ZM154 262H152V263H154ZM172 262V261H171ZM176 262V264H179V263H177ZM41 263V262H40ZM182 263V264H183ZM198 263H199V261H198ZM197 263V264H198ZM96 264H98V263H96ZM155 264V263H154ZM157 264H159V263H157ZM167 264V263H166ZM171 264V263H170ZM205 264V263H204Z\"/></svg>","mask_w":264,"mask_h":264},{"label":"built area","instance_id":"2783aa9c","mask_svg":"<svg viewBox=\"0 0 264 264\" xmlns=\"http://www.w3.org/2000/svg\"><path fill=\"white\" fill-rule=\"evenodd\" d=\"M74 1L76 4L67 8L55 0L47 7L39 8L30 0H17L18 6L26 8V12L19 13L9 0H0V33L10 30L13 35L10 39L0 38L3 43L0 46H15L13 66L27 75L29 81L48 75L63 59L88 43L92 35L80 28V22L86 20L88 12L96 5H103L104 16H115L120 11V14L134 19L148 18L151 21L174 11L181 15V23L194 32L197 20L210 21L231 6L241 14L264 15V0H231V5L228 0H171V6L162 9L155 8L150 0H130L134 9L120 4L125 0ZM126 31L129 35L135 34L131 27ZM9 40L13 44L10 45Z\"/></svg>","mask_w":264,"mask_h":264},{"label":"crops","instance_id":"0c3cea01","mask_svg":"<svg viewBox=\"0 0 264 264\" xmlns=\"http://www.w3.org/2000/svg\"><path fill=\"white\" fill-rule=\"evenodd\" d=\"M12 4L15 5V9L19 13L26 12L25 7H20L16 4L17 0H9ZM32 4L38 6L39 8H45L47 7L51 2L54 0H30ZM60 2L65 8L71 7L74 5V0H55ZM229 4L231 5V0H228ZM253 2H258L259 0H251ZM152 5L155 8L162 9V8H169L171 6V0H150ZM118 4V2H117ZM120 4L123 5V7H129L131 9H134L133 3L130 0L120 1ZM103 5H99L93 8V14H87L86 19H93V23L89 26H86V29H92V31H101L106 29H117L124 27L125 25L127 27H142V28H151L153 25L155 27L159 23V21H151L148 18H142V19H134L127 15L117 14L115 16H104L98 15L97 12L102 11L103 12ZM2 13V10H0V14ZM165 18L164 24L167 23L168 19H180L181 15L177 12H170L167 15L162 16L160 19ZM255 18L256 22H262L264 21V15H252V16H244V14H241L237 12L232 6L227 9L225 12L219 14L217 17L211 19L210 21H203V20H197L194 25V30L196 32H203V33H210V34H216L217 32H225L226 30L231 29L232 27H243L246 23H252V19ZM161 25V27H165V29H170L169 26ZM183 28L188 29L185 25L181 23L180 25ZM89 31V30H88ZM12 32L10 30H5L0 33V38L3 39H10L12 38Z\"/></svg>","mask_w":264,"mask_h":264},{"label":"trees","instance_id":"16d2710c","mask_svg":"<svg viewBox=\"0 0 264 264\" xmlns=\"http://www.w3.org/2000/svg\"><path fill=\"white\" fill-rule=\"evenodd\" d=\"M244 16L248 17V16H252V15H245L244 14ZM252 20L253 21L250 24V27L256 28L257 30H264V24L263 23L261 24V22H256L255 21L256 20L255 18H253Z\"/></svg>","mask_w":264,"mask_h":264}]
</instances>
